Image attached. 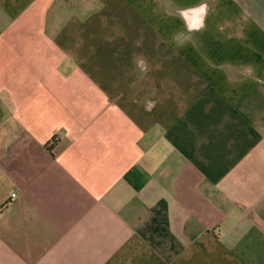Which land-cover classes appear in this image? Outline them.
<instances>
[{
    "label": "crops",
    "instance_id": "0c3cea01",
    "mask_svg": "<svg viewBox=\"0 0 264 264\" xmlns=\"http://www.w3.org/2000/svg\"><path fill=\"white\" fill-rule=\"evenodd\" d=\"M0 264H264V0H0Z\"/></svg>",
    "mask_w": 264,
    "mask_h": 264
},
{
    "label": "built area",
    "instance_id": "2783aa9c",
    "mask_svg": "<svg viewBox=\"0 0 264 264\" xmlns=\"http://www.w3.org/2000/svg\"><path fill=\"white\" fill-rule=\"evenodd\" d=\"M15 196H16V193L15 192L11 194V197L12 198H14Z\"/></svg>",
    "mask_w": 264,
    "mask_h": 264
}]
</instances>
